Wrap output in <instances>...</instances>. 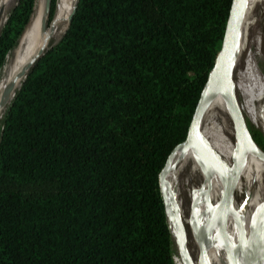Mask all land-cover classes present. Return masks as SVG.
<instances>
[{
    "label": "trees",
    "instance_id": "1",
    "mask_svg": "<svg viewBox=\"0 0 264 264\" xmlns=\"http://www.w3.org/2000/svg\"><path fill=\"white\" fill-rule=\"evenodd\" d=\"M36 1L7 13L0 72ZM49 5L48 19L56 0ZM229 5L76 0L59 41L32 62L0 118V264H182L158 174L184 140ZM248 130L264 151L262 134ZM203 137L231 167L234 143L219 122H206ZM190 172L201 179L192 201L206 183L198 165ZM245 190L235 187L240 207ZM185 227L195 252L191 204ZM209 256L229 264L218 242Z\"/></svg>",
    "mask_w": 264,
    "mask_h": 264
},
{
    "label": "water",
    "instance_id": "2",
    "mask_svg": "<svg viewBox=\"0 0 264 264\" xmlns=\"http://www.w3.org/2000/svg\"><path fill=\"white\" fill-rule=\"evenodd\" d=\"M17 1L18 0H16V2ZM40 1L42 15L48 19L50 0ZM16 2L12 5L10 10L16 5ZM244 3L245 0H230L219 49L200 91L197 103L188 123L184 140L173 147L167 155L164 165L158 174V189L163 205L165 220L168 225L171 239L172 233L169 225L174 227L176 250L183 264H210L206 253V246L214 233L218 235L230 264H264V205L257 207L252 214L248 225L247 235H245L244 226L242 225L239 215L233 209V190L246 151L252 152L264 162V151L261 150L252 140L246 125V120L238 106L233 86L234 52L238 41ZM75 4L76 0L74 1L72 9L67 17L62 33L70 21ZM5 20L6 17L3 23ZM39 27L42 31H46L45 22L43 20L40 21ZM57 42L52 43L38 52L34 61L39 59L45 50L51 48ZM30 66L31 64L26 68L23 80ZM13 94V86H8L3 89L0 94V109L6 108L13 97ZM216 94H220L222 97L231 122L234 139L231 167H228L213 151L210 144L200 133L201 117L209 101ZM261 134L264 139V126ZM188 148H191L198 160L206 183L203 191L205 217L202 222L194 217L193 237L197 251L195 260L190 257L186 247V229L179 215L176 202L167 192L164 184L165 177L169 170L170 156L178 149ZM215 175L220 177L221 191L217 202L212 204L210 201L211 179ZM190 204H192V201H190ZM231 213H233L238 222V234L239 237H241L238 243L230 241L225 233L226 222ZM240 261L242 263H240Z\"/></svg>",
    "mask_w": 264,
    "mask_h": 264
},
{
    "label": "bare ground",
    "instance_id": "3",
    "mask_svg": "<svg viewBox=\"0 0 264 264\" xmlns=\"http://www.w3.org/2000/svg\"><path fill=\"white\" fill-rule=\"evenodd\" d=\"M74 1L75 0H56V5H55L56 11L54 10L55 13L51 21L47 19V17H44L42 15L41 1L40 0L36 1L37 3L35 10L33 11L34 13L31 16L30 21L18 42V45L12 51L7 61L5 60L6 63L2 67L0 73V94L3 91V89L8 86H13V89L15 91L20 86V83L23 80L24 74L26 72L25 71L26 68L30 64H32L38 52H40L41 50L45 49L47 46L52 44L51 43L52 39L55 40L56 38V40L53 43L57 42L58 40L57 38L59 37V35H61L64 29L67 17L72 9ZM15 2L16 0H0V26L2 25L6 17V13H8L7 11L11 8V6ZM263 6H264V0H245L242 21L238 34V41L234 52V65L236 64V61L240 57L241 53L245 50L246 45L249 44L248 30L250 26L252 27L253 18L255 17V15H257L258 12L260 13L261 7ZM41 20L45 22L46 31H42L39 27V23ZM257 72L258 71H255L252 65L245 63V68L243 72L239 71L236 74L233 73V86L237 101H238V96L240 98L241 105H239L238 102V106L243 116H246V119L248 120L249 124L252 127L256 128L260 133H262L264 126V79ZM2 110L3 109H0V114ZM221 113H224L226 116H228L227 109L225 107L222 97L220 96V94H216L209 101L201 117L200 133L202 137H203V128L206 122L210 120L218 121L219 124L222 126V128L226 132H228L226 123L224 119L220 116ZM231 131L232 130L229 129L230 133ZM197 165L201 170L200 164L196 159L191 148L178 149L170 156L169 170L167 172L164 181L167 192L174 198L176 202L178 212L184 227L186 225V216L182 211L181 203L178 201L179 199L178 192L180 188L179 176L184 171V169L188 168L189 171H191V169L193 167H196ZM240 175L244 177L246 190H245L242 206L236 211V213L239 215L242 225L244 226L245 235H247L248 225L252 214L254 213L257 207L264 205V162L260 160L258 157H256V155H254L252 152L246 151L242 163V167L238 174L233 190V204H234V191ZM217 182L219 183V186H218V190L216 191ZM204 189H202V191H200L197 195L193 197L191 204V217L193 218V220L194 217L197 218L198 220H200V222H202L203 218L205 217V206L203 202ZM220 191H221V180L220 177L215 175L211 179L210 201L212 204H215L217 202L220 195ZM230 224H232L234 227L235 239L232 238L231 231L228 230ZM169 227L172 233L171 234L172 242L176 250L175 230L172 225H169ZM225 233L227 237L230 239V241L234 243H238L239 239H241V237H239L238 234V222L236 221L233 213H231L227 219ZM187 236L188 235L186 230V247L190 257H192V259L195 260L196 255L190 246V242ZM215 242L221 244L218 235L214 233L212 234L211 239L209 240L206 246V253L210 264L212 263L209 256V248ZM240 263L242 262L240 261Z\"/></svg>",
    "mask_w": 264,
    "mask_h": 264
},
{
    "label": "rangeland",
    "instance_id": "4",
    "mask_svg": "<svg viewBox=\"0 0 264 264\" xmlns=\"http://www.w3.org/2000/svg\"><path fill=\"white\" fill-rule=\"evenodd\" d=\"M9 10L7 12H9ZM55 11H56V8H55ZM55 11L52 13L53 15H54ZM53 15H51L52 17L49 18L50 21L52 20ZM256 22H258V23H256ZM253 26H254V29H253ZM61 27H62V25H61ZM257 32H259V33H257ZM252 33H253V35H252ZM60 36L61 35H59V37L57 39H59ZM248 39H249L248 40L249 44L246 45L245 50L241 53L240 57L236 61V64L234 65L233 73L236 74L239 71L243 72L244 68H245V63H248L249 65H252L254 70L258 71L257 73H259L261 75V77L264 79V6L261 7L260 13L258 12L257 15H255V17L252 20V27L250 26V28L248 30ZM55 40H56V38H55ZM55 40L52 39L51 43H53ZM253 42H255V43H253ZM250 54H252V55H250ZM10 55H11V53H10ZM10 55L8 56V58L10 57ZM248 59H249V61H248ZM6 61H7V59H6ZM6 61H5V63H6ZM237 96H238V93H237ZM238 102H239V105H241L239 96H238ZM4 109L2 110V112L0 114V118H1V116L3 114ZM220 116L224 119V121L226 123V126H227L228 132H226V135L229 137L230 142L234 143L233 132L232 131H231V133L229 132V129L232 130L231 122H230L229 117L226 116L224 113H221ZM244 118H245V120H246V122L248 124V128L249 129H253V130L258 131L256 128L252 127L248 123V120L246 119V116H244ZM186 178H187V181H186ZM200 183H201V179L198 176V174L191 173L188 168L184 169V171L179 176V184H180L179 186H180V188H179V192H178V194H179L178 195V198H179L178 201L182 205L181 208H182V211H183L185 216L187 215L188 209H189V206H190V198H189L190 188H197L200 185ZM237 186L239 188H242L244 185H242L238 181L237 182ZM181 200H182V202H181ZM234 200H235V198H234ZM233 206H234V210L237 211L239 203L237 204V202L235 201ZM196 212H197V210H196ZM191 219H192V226H193V230H194V220H193L192 217H191ZM228 230L231 231V236H232L233 239H235L234 227H233L232 224L229 225ZM195 254H196V249H195ZM225 263H227V261H225Z\"/></svg>",
    "mask_w": 264,
    "mask_h": 264
},
{
    "label": "crops",
    "instance_id": "5",
    "mask_svg": "<svg viewBox=\"0 0 264 264\" xmlns=\"http://www.w3.org/2000/svg\"><path fill=\"white\" fill-rule=\"evenodd\" d=\"M238 181L242 184V185H245V180H244V177L241 175L240 177H239V179H238ZM237 185V184H236ZM235 198V197H234ZM237 202V204L239 203L238 202V200L235 198V200H234V202ZM240 207L238 206V209H239Z\"/></svg>",
    "mask_w": 264,
    "mask_h": 264
},
{
    "label": "built area",
    "instance_id": "6",
    "mask_svg": "<svg viewBox=\"0 0 264 264\" xmlns=\"http://www.w3.org/2000/svg\"><path fill=\"white\" fill-rule=\"evenodd\" d=\"M8 59V55L5 57V60Z\"/></svg>",
    "mask_w": 264,
    "mask_h": 264
}]
</instances>
